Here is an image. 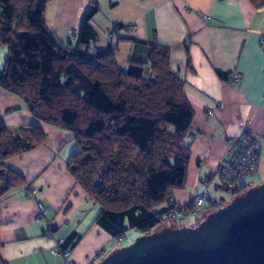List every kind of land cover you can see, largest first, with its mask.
I'll list each match as a JSON object with an SVG mask.
<instances>
[{"label": "crops", "instance_id": "0c3cea01", "mask_svg": "<svg viewBox=\"0 0 264 264\" xmlns=\"http://www.w3.org/2000/svg\"><path fill=\"white\" fill-rule=\"evenodd\" d=\"M94 6L99 10L90 27L97 41L90 52L118 49V66L126 71L129 62L149 68L153 46H163L171 52V72L184 83V98L195 115L186 141L191 161L186 188L171 194L172 201L179 207L191 205L225 158L227 141L248 133L261 146L252 187L262 186L264 5L250 0H51L46 27L64 45L77 47L71 34L79 37L83 18ZM4 55L0 53V63ZM235 72L241 80L230 85L224 76ZM0 122L13 130L39 126L47 135L45 144L5 162L24 184L0 204L1 259L6 264H89L112 255L115 250H108L117 239L97 225L101 208L68 172L69 159L79 151L72 135L37 121L17 96L2 89ZM211 198L219 200L212 193ZM54 225L56 235L49 239L44 231ZM71 238H76L71 256L54 255L57 240Z\"/></svg>", "mask_w": 264, "mask_h": 264}, {"label": "trees", "instance_id": "16d2710c", "mask_svg": "<svg viewBox=\"0 0 264 264\" xmlns=\"http://www.w3.org/2000/svg\"><path fill=\"white\" fill-rule=\"evenodd\" d=\"M50 1L0 0V47L8 50L0 90L17 96L37 121L72 135L79 151L68 172L101 208V229L115 239L136 230L147 236L176 208L171 194L188 182L186 141L195 115L184 83L171 72V52L163 46H153L149 68L129 62L126 71L118 66V49L90 52L96 6L83 18L79 45H64L46 27ZM46 141L39 126L13 130L0 122V204L24 184L5 162ZM74 239L63 250L71 251ZM0 264H6L1 257Z\"/></svg>", "mask_w": 264, "mask_h": 264}, {"label": "water", "instance_id": "95a60500", "mask_svg": "<svg viewBox=\"0 0 264 264\" xmlns=\"http://www.w3.org/2000/svg\"><path fill=\"white\" fill-rule=\"evenodd\" d=\"M99 264H264V184L199 226L147 234Z\"/></svg>", "mask_w": 264, "mask_h": 264}, {"label": "built area", "instance_id": "2783aa9c", "mask_svg": "<svg viewBox=\"0 0 264 264\" xmlns=\"http://www.w3.org/2000/svg\"><path fill=\"white\" fill-rule=\"evenodd\" d=\"M71 36L77 39V34L72 33ZM156 41V39L154 40ZM241 80V74L238 72L229 75L227 83L234 85ZM221 105L218 104L216 108L220 109ZM213 110L208 111V116H212ZM228 150L225 153L226 156L214 171L211 177L205 182L204 191L200 193L192 202V206H181L176 205L172 198L171 203L176 207L171 210L170 213L162 216L161 221L163 224L173 222L181 229L183 223L188 221L196 220L205 213L216 212L217 210L225 207V202L221 200H213L209 195V190L214 186H218L224 191L232 193L233 196H237L240 193L249 191L252 189L251 179L256 177L260 164V142L250 133L241 135L236 139H229ZM33 193H37L34 190ZM212 202H216L214 210L208 209ZM40 215L45 213V210L40 207ZM158 219V218H157ZM180 227V228H179ZM45 236L49 239H54L57 228L56 226H50L45 231ZM122 239V237L117 240ZM57 245L54 249V255L62 256L67 260L71 256V251L68 249L63 250L66 245L65 240L58 239ZM100 256L92 259L89 264H96L100 261ZM72 264V263H67Z\"/></svg>", "mask_w": 264, "mask_h": 264}, {"label": "rangeland", "instance_id": "374dc122", "mask_svg": "<svg viewBox=\"0 0 264 264\" xmlns=\"http://www.w3.org/2000/svg\"><path fill=\"white\" fill-rule=\"evenodd\" d=\"M3 51V52H2ZM0 53H5L4 55V60L2 59V63H0V67L1 70L4 69V66H5V63L7 61V56H8V50L7 48H4V47H0ZM2 58V57H1ZM0 62H1V59H0ZM3 71V70H2ZM255 188V187H252V189ZM250 191V190H249ZM249 191H246V192H243V193H240L239 195L237 196H233L232 193L228 192H224L221 188L220 190H214V186L209 190V195L211 196V193L214 197H219V200H220V197H222L221 199L223 201H225L226 205L225 207H227L232 201H234L235 198H238L239 196H242L244 194H246L247 192ZM211 192V193H210ZM213 212H208V213H205L204 216H202L201 218H199L198 220H193V221H188L187 223H183L182 224V228L184 227H191V228H194L195 226H199L203 221H205V219L210 215L212 214ZM176 227V228H175ZM177 229L178 226H176V224H174L173 222H170V223H165V224H159L157 226V228L153 229L150 231L149 234H152V233H156V232H159V230H164V229ZM180 228V227H179ZM143 235L139 232V231H129V232H126L124 237L122 239H119L116 241V243L114 244L115 246H112L110 247V249L108 250L109 254L111 252H113V250L115 251H118V250H121V249H124L125 247L129 246V245H132L136 242V240H138V238L142 237ZM104 259V258H103ZM102 259V260H103ZM101 260V261H102ZM101 261H99L98 263L96 264H99Z\"/></svg>", "mask_w": 264, "mask_h": 264}]
</instances>
